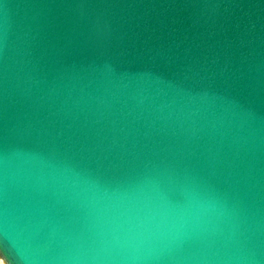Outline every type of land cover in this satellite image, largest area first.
<instances>
[{"label":"water","instance_id":"water-1","mask_svg":"<svg viewBox=\"0 0 264 264\" xmlns=\"http://www.w3.org/2000/svg\"><path fill=\"white\" fill-rule=\"evenodd\" d=\"M6 264H264V0H0Z\"/></svg>","mask_w":264,"mask_h":264},{"label":"bare ground","instance_id":"bare-ground-1","mask_svg":"<svg viewBox=\"0 0 264 264\" xmlns=\"http://www.w3.org/2000/svg\"><path fill=\"white\" fill-rule=\"evenodd\" d=\"M0 262L2 263V264H6L5 263V261L0 257Z\"/></svg>","mask_w":264,"mask_h":264},{"label":"rangeland","instance_id":"rangeland-1","mask_svg":"<svg viewBox=\"0 0 264 264\" xmlns=\"http://www.w3.org/2000/svg\"><path fill=\"white\" fill-rule=\"evenodd\" d=\"M0 264H2V263L0 262Z\"/></svg>","mask_w":264,"mask_h":264}]
</instances>
